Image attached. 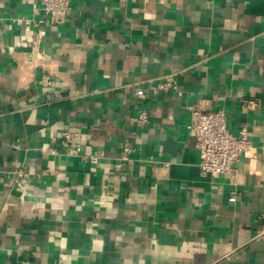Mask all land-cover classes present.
Segmentation results:
<instances>
[{
  "label": "crops",
  "instance_id": "0c3cea01",
  "mask_svg": "<svg viewBox=\"0 0 264 264\" xmlns=\"http://www.w3.org/2000/svg\"><path fill=\"white\" fill-rule=\"evenodd\" d=\"M69 4L0 0V264H264V0ZM193 105L251 133L235 179Z\"/></svg>",
  "mask_w": 264,
  "mask_h": 264
},
{
  "label": "built area",
  "instance_id": "2783aa9c",
  "mask_svg": "<svg viewBox=\"0 0 264 264\" xmlns=\"http://www.w3.org/2000/svg\"><path fill=\"white\" fill-rule=\"evenodd\" d=\"M69 9V0H41V6L34 5L33 8L35 14L40 15L37 20H33L34 25L39 27L46 22L59 24L66 18ZM157 88L162 91H179L174 74L165 77ZM137 94L142 96L144 91L138 90ZM188 108L193 116L189 127L194 131L196 147L200 152L201 174L212 177L229 174L232 179H235V163L241 156L254 154V147L250 141L251 133L247 128H242L237 134L231 132L227 115L223 110L209 111L194 105ZM135 120L139 123L148 122L149 112L142 110ZM65 141L71 143V136L66 135ZM76 150H80L79 145H76ZM52 153H56V150ZM124 158H128L127 154ZM91 159L96 161V157H91Z\"/></svg>",
  "mask_w": 264,
  "mask_h": 264
}]
</instances>
